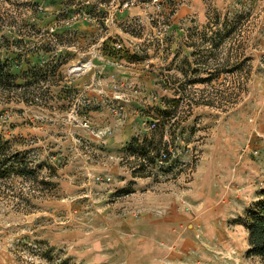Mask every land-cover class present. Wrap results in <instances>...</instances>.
I'll list each match as a JSON object with an SVG mask.
<instances>
[{
	"label": "rangeland",
	"instance_id": "1",
	"mask_svg": "<svg viewBox=\"0 0 264 264\" xmlns=\"http://www.w3.org/2000/svg\"><path fill=\"white\" fill-rule=\"evenodd\" d=\"M0 61L43 68L0 88L35 169L0 178V264H264V0H0Z\"/></svg>",
	"mask_w": 264,
	"mask_h": 264
},
{
	"label": "trees",
	"instance_id": "2",
	"mask_svg": "<svg viewBox=\"0 0 264 264\" xmlns=\"http://www.w3.org/2000/svg\"><path fill=\"white\" fill-rule=\"evenodd\" d=\"M39 71L42 67L36 66L30 68L24 73L25 84L18 83V77L10 71L8 66L0 61V88L7 89L24 87L28 88L33 81L37 80ZM24 101L33 103V99L25 98ZM29 150L19 151L12 145L10 139L0 135V178L10 175L33 173L35 169L30 166L32 160L28 157ZM245 226L248 230L249 255L260 257L264 260V189L259 198L246 212Z\"/></svg>",
	"mask_w": 264,
	"mask_h": 264
},
{
	"label": "crops",
	"instance_id": "3",
	"mask_svg": "<svg viewBox=\"0 0 264 264\" xmlns=\"http://www.w3.org/2000/svg\"><path fill=\"white\" fill-rule=\"evenodd\" d=\"M126 13L127 14H135V13H137V9H136V7H130L127 11H126ZM170 223H168V227H170L171 229L174 227V225H176L175 224V220L174 219H171L170 221H169ZM162 264H172L171 262H167V261H164Z\"/></svg>",
	"mask_w": 264,
	"mask_h": 264
},
{
	"label": "bare ground",
	"instance_id": "4",
	"mask_svg": "<svg viewBox=\"0 0 264 264\" xmlns=\"http://www.w3.org/2000/svg\"><path fill=\"white\" fill-rule=\"evenodd\" d=\"M85 65H83V67H84Z\"/></svg>",
	"mask_w": 264,
	"mask_h": 264
},
{
	"label": "built area",
	"instance_id": "5",
	"mask_svg": "<svg viewBox=\"0 0 264 264\" xmlns=\"http://www.w3.org/2000/svg\"><path fill=\"white\" fill-rule=\"evenodd\" d=\"M166 156V155H165Z\"/></svg>",
	"mask_w": 264,
	"mask_h": 264
}]
</instances>
